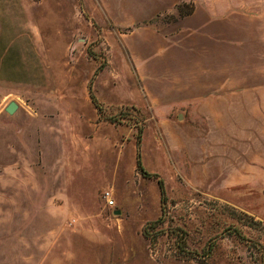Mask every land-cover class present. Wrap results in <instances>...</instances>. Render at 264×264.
Returning a JSON list of instances; mask_svg holds the SVG:
<instances>
[{"label": "rangeland", "instance_id": "rangeland-1", "mask_svg": "<svg viewBox=\"0 0 264 264\" xmlns=\"http://www.w3.org/2000/svg\"><path fill=\"white\" fill-rule=\"evenodd\" d=\"M133 29L99 0H0V264H264V170H218L185 106L206 96L186 97L202 76L185 32L148 52L169 65L146 74L121 42ZM246 41L225 40L226 63L255 53Z\"/></svg>", "mask_w": 264, "mask_h": 264}, {"label": "crops", "instance_id": "crops-1", "mask_svg": "<svg viewBox=\"0 0 264 264\" xmlns=\"http://www.w3.org/2000/svg\"><path fill=\"white\" fill-rule=\"evenodd\" d=\"M99 3L106 20L114 27L134 28L121 35V42L128 48L132 62L146 69V74L169 65L166 58L147 61L148 52L153 47L161 50L169 46L174 37L185 32V41L195 49L187 52V58L195 59L191 68L201 71L202 76L201 83L197 78L190 84L186 97L194 102L195 92L206 93L200 100L199 113L193 109L196 103L185 106L190 108L192 119L195 112L198 114L196 119L202 124L200 137L217 139L216 153L222 157L218 170H264V6L226 3L225 0H99ZM183 4L192 10L179 17L176 10ZM252 11L258 13H248ZM165 14L178 17L177 29L162 30L151 23ZM179 27L184 28L183 32ZM200 36L201 41H221L220 55L219 48L216 53L199 44ZM230 38L240 44L242 38L247 39L246 43L255 53L242 58L235 52L226 63L225 40ZM213 53L217 60L221 57L216 68L210 64ZM210 56L213 57L209 61ZM209 75L212 77L206 82L203 76ZM248 82L253 85L249 86ZM252 139H255L253 143ZM237 149L245 152L239 165L235 161ZM249 181L260 183L257 178Z\"/></svg>", "mask_w": 264, "mask_h": 264}, {"label": "water", "instance_id": "water-1", "mask_svg": "<svg viewBox=\"0 0 264 264\" xmlns=\"http://www.w3.org/2000/svg\"><path fill=\"white\" fill-rule=\"evenodd\" d=\"M18 109V106L15 102H10L4 109V112L8 115H13ZM180 119V116L178 117Z\"/></svg>", "mask_w": 264, "mask_h": 264}, {"label": "trees", "instance_id": "trees-1", "mask_svg": "<svg viewBox=\"0 0 264 264\" xmlns=\"http://www.w3.org/2000/svg\"><path fill=\"white\" fill-rule=\"evenodd\" d=\"M182 6H183V5H182ZM180 7H181V6H178V11H179V15H180V17H183V16H185V15H188V14L191 12V10H192L191 7H187L186 10L182 11L183 9L180 8ZM179 8H180V9H179ZM137 166H138V168L140 169V171H141V173H142L143 175H148V176H149V174H146V173L144 172V170L141 169V168L139 167V160H138V159H137Z\"/></svg>", "mask_w": 264, "mask_h": 264}, {"label": "built area", "instance_id": "built-area-1", "mask_svg": "<svg viewBox=\"0 0 264 264\" xmlns=\"http://www.w3.org/2000/svg\"><path fill=\"white\" fill-rule=\"evenodd\" d=\"M108 205H112V202L110 200L107 201Z\"/></svg>", "mask_w": 264, "mask_h": 264}]
</instances>
